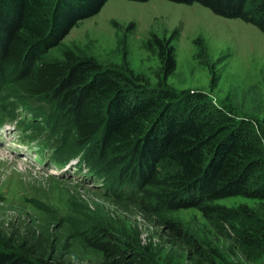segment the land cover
Masks as SVG:
<instances>
[{
	"label": "rangeland",
	"instance_id": "1",
	"mask_svg": "<svg viewBox=\"0 0 264 264\" xmlns=\"http://www.w3.org/2000/svg\"><path fill=\"white\" fill-rule=\"evenodd\" d=\"M153 37L172 47L174 68L167 77L159 71L156 50L146 47ZM64 52L121 71L137 85L203 104L207 114L219 119L242 123L246 134L241 139L264 155V34L254 26L215 16L196 3L107 0L41 58L60 61ZM0 81V109L21 106L27 99L40 101L31 99L14 77L0 76ZM33 107L18 109L24 123L30 119L28 131L13 124L0 128L4 248L15 250L25 243L46 261L109 264L84 240L89 228L99 227L129 245L142 264H264V230L259 228L264 222L263 191L257 198L232 196L208 203L235 212L226 222L196 208L158 210L137 186L124 181L128 166L109 169L98 161L95 140L81 148L88 151L77 165L72 158L58 164L49 158V149L39 154L37 143L46 139L47 144L62 139L63 158L75 150L65 116L46 101ZM156 167L159 177L175 171L166 162ZM253 172L251 187L257 189L264 182V167ZM144 190L157 191L152 186ZM243 231L247 239L239 234Z\"/></svg>",
	"mask_w": 264,
	"mask_h": 264
},
{
	"label": "trees",
	"instance_id": "2",
	"mask_svg": "<svg viewBox=\"0 0 264 264\" xmlns=\"http://www.w3.org/2000/svg\"><path fill=\"white\" fill-rule=\"evenodd\" d=\"M106 1L0 0V76L14 77L24 84L31 99L40 100L1 107L0 122L16 121L18 109L27 111L40 102L51 103L65 116L72 133L70 145L77 151L63 158L66 152L61 150V138L51 144L40 140L37 144L42 148L51 145L58 164L78 154L85 160L83 154L88 150L81 148L95 140L98 161L109 169L128 166L124 181L137 186L158 210L196 208L204 216L217 214L225 222L233 220L234 211L208 203L232 196L257 198L262 191L264 197V182L257 189L251 187L253 170L264 167V155L241 139L246 134L242 123L207 114L203 104L188 103L172 92L137 85L121 71L102 68L90 58L70 52H64L60 61L41 58L78 21L97 14ZM166 1L196 3L215 16L239 19L264 34V0ZM146 47L156 50L159 71L167 77L174 68L168 41L153 37ZM33 117L35 114L28 118ZM50 118L48 115L46 120ZM28 120L19 119L25 132ZM162 162L175 171L159 177L156 166ZM261 178L264 181V174ZM148 186L157 191L144 190ZM262 224L259 228L264 230ZM239 234L247 239L245 231ZM83 235L87 245L109 264H142L129 245L103 228L91 227ZM15 248L8 250L0 244V264H60L36 258L25 243Z\"/></svg>",
	"mask_w": 264,
	"mask_h": 264
},
{
	"label": "bare ground",
	"instance_id": "3",
	"mask_svg": "<svg viewBox=\"0 0 264 264\" xmlns=\"http://www.w3.org/2000/svg\"><path fill=\"white\" fill-rule=\"evenodd\" d=\"M21 137V136H20ZM24 135L22 134V137L20 138V140H23ZM20 145V144H19ZM51 172V171H50ZM51 173H54L53 171Z\"/></svg>",
	"mask_w": 264,
	"mask_h": 264
}]
</instances>
